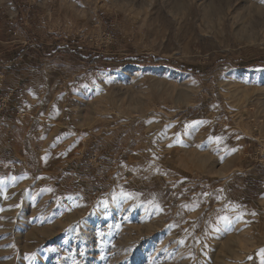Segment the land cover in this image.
<instances>
[{
    "label": "rangeland",
    "instance_id": "rangeland-1",
    "mask_svg": "<svg viewBox=\"0 0 264 264\" xmlns=\"http://www.w3.org/2000/svg\"><path fill=\"white\" fill-rule=\"evenodd\" d=\"M260 249L264 0H0V264Z\"/></svg>",
    "mask_w": 264,
    "mask_h": 264
},
{
    "label": "trees",
    "instance_id": "trees-1",
    "mask_svg": "<svg viewBox=\"0 0 264 264\" xmlns=\"http://www.w3.org/2000/svg\"><path fill=\"white\" fill-rule=\"evenodd\" d=\"M64 51L70 55L71 57H73L75 60H79V61H82V62H85V63H88L89 65H92V64H95L97 63L99 60L103 61H113V62H116L118 64H126L128 62H141V63H146L148 61V59H135V58H120V59H115V58H106L104 56H100L98 54H92V53H80L78 50H71L70 48L68 47H65L64 48ZM155 63H160L164 60L162 59H155L154 60Z\"/></svg>",
    "mask_w": 264,
    "mask_h": 264
},
{
    "label": "snow or ice",
    "instance_id": "snow-or-ice-1",
    "mask_svg": "<svg viewBox=\"0 0 264 264\" xmlns=\"http://www.w3.org/2000/svg\"><path fill=\"white\" fill-rule=\"evenodd\" d=\"M216 140V142L219 144L220 141H221V137H215L213 138ZM123 195H129L130 194H127V193H122ZM107 202H105L106 204ZM149 203H152L151 201ZM155 207H158V205H154ZM239 215L237 216V219H239ZM219 220L223 221L225 224H231L232 223V219L229 217V216H222V217H219L218 218ZM258 256H259V259H260V264H264V249H260L259 250V253H258ZM251 259V257H250Z\"/></svg>",
    "mask_w": 264,
    "mask_h": 264
},
{
    "label": "bare ground",
    "instance_id": "bare-ground-1",
    "mask_svg": "<svg viewBox=\"0 0 264 264\" xmlns=\"http://www.w3.org/2000/svg\"><path fill=\"white\" fill-rule=\"evenodd\" d=\"M219 2V1H218ZM213 4V3H212ZM186 7V6H185ZM186 9V8H185ZM208 11V10H207ZM211 11H212V9H211ZM179 13H180V10H179ZM206 13V12H205ZM188 14V13H187ZM205 15V14H204ZM203 15V16H204ZM212 17V16H211ZM208 18H210V17H208ZM213 18V17H212ZM191 19V18H190ZM183 22V21H182ZM173 158H176V157H173ZM179 158V157H178ZM172 159V158H171ZM172 160H174V159H172ZM176 160V159H175ZM178 160V159H177ZM211 160V157H209V158H207V161L209 162ZM176 163H177V161H176ZM179 163V162H178Z\"/></svg>",
    "mask_w": 264,
    "mask_h": 264
}]
</instances>
